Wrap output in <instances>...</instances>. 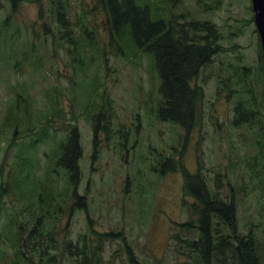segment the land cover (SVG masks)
I'll use <instances>...</instances> for the list:
<instances>
[{"label": "rangeland", "instance_id": "rangeland-1", "mask_svg": "<svg viewBox=\"0 0 264 264\" xmlns=\"http://www.w3.org/2000/svg\"><path fill=\"white\" fill-rule=\"evenodd\" d=\"M52 1L0 0V189L8 183L19 156L27 153L26 143L40 133L37 129L51 96L62 117L47 122L49 138L38 141L32 152L38 181L45 167L55 168L59 142L65 136L61 121L71 120L80 131L83 157L77 192L85 203L71 215L44 220L48 227L36 241L45 252L43 260L129 264V246L140 264H205L189 245L200 238L199 223L191 212L195 200L184 195L181 172L163 176L153 172L158 160L179 161L182 154L181 163L190 173L199 169L215 199L235 206L238 239L225 238L232 231L227 222L215 218L214 244L221 251L211 255L209 264H241L232 249L250 238L256 244L258 264H264L262 49L251 0H145L161 8L177 28L183 25L189 40L205 36L193 31L195 23H207L217 33L219 52L191 83L202 88L204 99L201 121L187 139L178 125L157 119L160 80L153 59L129 46L120 49L112 44L97 0H60L73 23L74 45L58 40ZM85 30L91 32L88 38ZM251 92L259 105L260 123L236 127L237 104ZM19 95L29 102V110L27 115L22 105L14 115L19 136L10 147L15 126H4L5 109ZM103 107L110 112V137L100 136L99 156L92 163V123ZM27 128L32 132L26 134ZM53 176L55 189L67 191L66 204H72L65 174L57 170ZM32 182L37 183L36 177L27 187ZM18 192L9 189L0 205L32 231L26 217L31 200H20ZM2 210L0 264H41L30 242L23 248L24 261L16 259L3 235L2 222L7 218ZM189 222L193 228L180 227ZM97 248L95 256L92 250Z\"/></svg>", "mask_w": 264, "mask_h": 264}, {"label": "trees", "instance_id": "trees-1", "mask_svg": "<svg viewBox=\"0 0 264 264\" xmlns=\"http://www.w3.org/2000/svg\"><path fill=\"white\" fill-rule=\"evenodd\" d=\"M97 4L103 14L106 30L113 45L120 49L123 48V45L129 46L134 52H141L153 59L160 80L158 89L160 102L156 111L157 119L163 123L178 125L184 131L187 139L189 133L201 121L204 99L202 88L193 86L191 83L199 77L202 69L208 66L213 56L219 52V46H216L218 38L214 27L209 26L207 23L193 24L191 26L193 31L204 33L205 36H202L201 39L193 36L190 41L183 25H180L179 28L174 26L173 21L169 17L164 18L166 15H162L160 12L161 8L152 7L148 1L97 0ZM50 13L57 25L58 40L74 45L73 23L70 21L63 3L60 0L52 1ZM84 33L87 38L91 35V32L87 30ZM90 45L94 47V43L90 42ZM46 98H48V94ZM22 105L25 106L24 111L28 115L29 102L20 95L16 100L9 103L5 109L4 126H15L10 140V147L15 145L19 136L17 135L18 124L14 121V115L21 111ZM48 106L49 110L46 113V117L42 120V127L37 129L40 133L35 135L37 133L35 131L33 134L35 137L29 139L26 143L27 153L19 156L13 171H9L11 177L8 179V183L5 182V188L2 185L0 189V202L4 194L6 195L11 188L19 190L18 197L20 200H31L26 209V217L31 222L32 231H26L23 224L19 222L18 215L9 216L7 209L3 208L2 210L0 205V214L1 210L5 211L7 218L6 222H2L4 224L3 235L7 238L8 245L14 256L21 262L24 261L23 258L26 255L23 248L30 242L29 245H34L41 264L44 262L49 264L51 258L44 261L43 254L45 258V252L43 247H37L36 245V241L44 235V228L48 227L44 220L49 221L62 214L64 216L71 215L76 209L81 207L79 203H85V199L78 196L77 192L81 181L79 165L83 157L80 131L77 124L71 120L65 121L63 119L61 121L65 136L59 142L60 147L56 153L55 168L49 169L45 167L42 179L39 181L38 177L34 176V159L32 158L34 147L39 143L38 141L49 138V134L46 131L47 122L62 117V109L57 107L52 96L49 98ZM103 108L105 109V107ZM103 108L96 113L93 119L95 123H92L94 140L92 163L96 162L99 156L100 136L105 135L107 140L110 137V112L106 109L103 111ZM259 110V105L251 92L248 99H242L238 102L233 125L238 127L245 124L260 123L261 114ZM31 132V128L26 129V134ZM119 135L121 136L122 132H119ZM181 160L182 154L179 161H177V158L171 157L164 158L163 161L158 160L157 164L153 166V172L160 176L168 172H181L184 179V195L195 200L196 204H193L195 208L191 207V212L198 216L199 223L197 229L200 233V238L189 245L192 250L200 253L205 264H209L211 255L221 251V248L214 244L215 234L212 231V224L215 218L222 222H227L225 224L232 231L230 232L231 235L225 236V238L234 237V239H238L237 233L234 231L235 206L233 204L226 205L221 200L215 199L209 192L203 176L198 171L199 169L194 174L190 173L181 163ZM57 170L65 174L73 201L72 204H66L67 191H58L54 187L53 173ZM35 177L37 183L32 182V186L27 187L28 182ZM57 199H61V203L57 202ZM185 203L186 201L183 202V204ZM36 210L39 211L37 212ZM180 227L183 229L193 228L192 222L184 223ZM25 232L27 235L25 240H23L22 236H24ZM50 235L51 232H48V236ZM173 239L178 240V237L174 236ZM243 247L244 250H241ZM46 249H49V247ZM99 249L92 250L93 253L95 252V256L98 255ZM68 250L71 252V247H68ZM232 251L233 256L239 258L241 264L259 263L256 244L252 241V238L245 243L242 240L239 243V247L232 249ZM75 255L81 257L79 254ZM127 256L129 264H140L129 246ZM237 264L240 263L237 262Z\"/></svg>", "mask_w": 264, "mask_h": 264}, {"label": "water", "instance_id": "water-1", "mask_svg": "<svg viewBox=\"0 0 264 264\" xmlns=\"http://www.w3.org/2000/svg\"><path fill=\"white\" fill-rule=\"evenodd\" d=\"M251 2H252V9L254 12V24L260 38L261 49H262V71H263L262 102L264 109V0H251Z\"/></svg>", "mask_w": 264, "mask_h": 264}, {"label": "flooded vegetation", "instance_id": "flooded-vegetation-1", "mask_svg": "<svg viewBox=\"0 0 264 264\" xmlns=\"http://www.w3.org/2000/svg\"><path fill=\"white\" fill-rule=\"evenodd\" d=\"M198 209H199V207H198ZM200 209H202V208H200Z\"/></svg>", "mask_w": 264, "mask_h": 264}]
</instances>
